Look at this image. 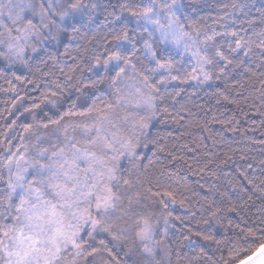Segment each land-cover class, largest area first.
<instances>
[{
	"label": "snow or ice",
	"instance_id": "snow-or-ice-1",
	"mask_svg": "<svg viewBox=\"0 0 264 264\" xmlns=\"http://www.w3.org/2000/svg\"><path fill=\"white\" fill-rule=\"evenodd\" d=\"M97 7L85 0H49L46 6L35 0H0V59L5 71L20 66L34 74L33 68L40 71L48 60L58 63L46 43L82 36ZM120 9V15L109 14L117 25L110 33L111 46L87 61L92 76L84 77L78 63L67 73L60 69L64 80L46 83L36 98L39 102L20 114H29L33 122L20 124L17 117L11 131L3 133L0 264H171L170 205L182 194L149 175L148 166L142 171L139 154L141 147L159 144L151 126L160 115H171L161 104L181 95L182 90L169 92V83L194 81L196 88H212L217 81L227 85L233 73L247 74L259 61L256 69L264 100V71H259L264 69V31L254 42L228 25L222 26L223 31H209L182 23L178 15L186 6L181 0H126ZM183 20L188 21L189 15L183 14ZM13 75L16 81L27 80ZM65 102L68 110L61 111ZM41 104L50 105L49 111L58 115L39 116ZM82 104L87 107L76 111ZM117 109L124 115H117ZM75 117L82 119H70ZM219 122L230 126V121ZM195 126L210 131L207 123ZM77 129L82 138L75 135ZM208 175L215 177L214 172ZM210 189L218 191L215 185ZM185 199L179 201L181 206ZM221 210L217 206L210 215L216 218ZM228 210L236 206L229 205ZM197 235L213 240L203 232ZM183 239L192 245L190 236Z\"/></svg>",
	"mask_w": 264,
	"mask_h": 264
},
{
	"label": "trees",
	"instance_id": "trees-1",
	"mask_svg": "<svg viewBox=\"0 0 264 264\" xmlns=\"http://www.w3.org/2000/svg\"><path fill=\"white\" fill-rule=\"evenodd\" d=\"M35 2L38 6L41 3L46 6L49 0ZM89 2L97 3L99 7L93 13V22L82 29V36L72 40L65 37L60 44L46 43L47 50L59 58L58 63L48 60L46 67L40 65V71L49 73L48 76H42L35 67L34 74L20 66L5 71V62L0 59V140L4 139L6 130L11 131L9 126L17 117H20V124L33 122L29 114H20L33 102H39L36 98L46 83L64 80L60 69L67 73L74 63H78L84 69V77L92 76L87 71V61L91 55L104 53L111 46L110 33L117 26L113 24L114 15L121 14L120 5L126 0H85V3ZM181 3L186 6L183 14L189 15L188 21L183 20L182 13L178 15L182 23H192L209 31L212 28L223 31L222 26L228 25L229 30L234 29L254 42H259L256 34L264 31V0H181ZM234 4L238 7L234 8ZM55 11L58 9H53ZM34 22H38V18ZM258 63L252 64L247 74L233 73L227 85L217 81L212 88H196L194 81L170 82L169 92L182 91L175 101L169 98L161 104L169 108L171 115H160L151 126L159 144L139 150L141 170L148 166L149 175L159 177L162 183L182 194L175 205H170L171 264H239L264 245V183H261L264 181L261 167L264 163V100L260 98ZM13 72L33 83L16 81ZM253 72L257 73L255 77ZM75 75L79 77L80 72ZM218 90L223 95H213ZM75 95L73 91L72 96ZM41 107L43 112L37 110L39 116L44 112L53 118L58 115L54 109L49 111L50 105L41 104ZM68 107L65 102L61 111H67ZM86 107L87 104H82L76 111ZM121 111L117 109V115L120 116ZM70 119L80 121L82 118ZM219 121H230V126ZM198 123H207L210 131L196 127ZM22 131L17 128V132ZM69 133H72L71 128ZM75 135H81L79 129ZM17 144L18 139L12 144L13 150ZM160 146H165V151H159ZM122 163L129 166L127 161ZM249 164L253 167L249 168ZM209 172H214L215 177L209 176ZM242 173H247V177ZM211 185L218 191L211 190ZM185 197L184 206H181L179 201ZM212 201L215 204H211ZM229 205H235L236 210L229 211ZM217 206L222 210L215 218L210 212ZM154 207L160 211L159 204ZM206 219L210 224L204 223ZM198 232L211 235L213 240H203ZM183 236H190L192 245Z\"/></svg>",
	"mask_w": 264,
	"mask_h": 264
},
{
	"label": "water",
	"instance_id": "water-1",
	"mask_svg": "<svg viewBox=\"0 0 264 264\" xmlns=\"http://www.w3.org/2000/svg\"><path fill=\"white\" fill-rule=\"evenodd\" d=\"M239 264H264V245Z\"/></svg>",
	"mask_w": 264,
	"mask_h": 264
},
{
	"label": "rangeland",
	"instance_id": "rangeland-1",
	"mask_svg": "<svg viewBox=\"0 0 264 264\" xmlns=\"http://www.w3.org/2000/svg\"><path fill=\"white\" fill-rule=\"evenodd\" d=\"M124 115V111L122 110L121 112H120V116H123ZM77 138L79 139V138H82L81 137V135L80 136H77Z\"/></svg>",
	"mask_w": 264,
	"mask_h": 264
}]
</instances>
